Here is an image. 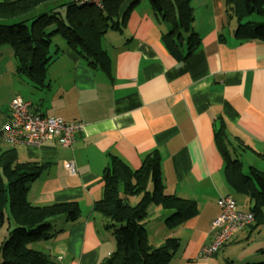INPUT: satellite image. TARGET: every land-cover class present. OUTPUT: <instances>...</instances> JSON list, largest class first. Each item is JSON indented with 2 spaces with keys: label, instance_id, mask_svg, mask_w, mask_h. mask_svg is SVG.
Returning <instances> with one entry per match:
<instances>
[{
  "label": "crops",
  "instance_id": "crops-1",
  "mask_svg": "<svg viewBox=\"0 0 264 264\" xmlns=\"http://www.w3.org/2000/svg\"><path fill=\"white\" fill-rule=\"evenodd\" d=\"M135 1L123 30L104 37L107 71L91 68L61 44L45 80L34 86L16 76L11 49H0V130L15 95L39 115L83 124L71 148L54 141L32 146L0 140V158L8 154L16 163L46 164L28 187V203L74 202L79 209L76 221L58 220L53 238L36 249L54 264H103L115 248L111 232L93 211L102 196L103 173L113 157L137 170L155 150L165 193L195 202L194 214L172 229L164 227L159 211L148 233L154 247L165 237L178 241L168 264L264 262L257 254L264 235H256L255 222L216 254L201 255L211 241L220 197L231 196L241 211L251 207L248 196L228 184L226 157L238 159L243 171H264V41L234 38L233 28L225 25V0H192L199 47L188 56L184 44L172 52L163 39L166 28L147 0L126 1L120 15ZM68 162L73 176L67 175ZM235 192L246 198L237 200Z\"/></svg>",
  "mask_w": 264,
  "mask_h": 264
},
{
  "label": "trees",
  "instance_id": "trees-1",
  "mask_svg": "<svg viewBox=\"0 0 264 264\" xmlns=\"http://www.w3.org/2000/svg\"><path fill=\"white\" fill-rule=\"evenodd\" d=\"M126 1L130 0H0V49H11L16 76L34 86L43 83L47 67L59 52L57 47L50 52L54 35L62 37L91 68L107 71L110 60L103 48L104 37L110 31L123 30L130 8L136 4L130 3L120 15ZM147 1L156 20L166 28L163 39L168 49L173 52L184 44L186 56L193 53L200 40L193 30L192 0ZM225 6V25L233 28L234 38L264 41V0H225ZM39 10L45 12L38 14ZM45 166L16 163L8 154L0 158V264H54L30 245L52 239L58 220L74 222L80 216L74 202L28 203V187ZM246 171L238 159L226 157L224 175L232 188L248 196L255 228L262 223L264 211V171L253 167ZM102 179V196L93 211L115 240L114 251L103 264H168L178 241L165 237L157 247L149 244L147 229L155 223L148 219L149 208H160L164 227L172 229L194 214L195 202L165 193L159 153H148L137 170L113 157ZM257 254L264 256V247Z\"/></svg>",
  "mask_w": 264,
  "mask_h": 264
},
{
  "label": "built area",
  "instance_id": "built-area-1",
  "mask_svg": "<svg viewBox=\"0 0 264 264\" xmlns=\"http://www.w3.org/2000/svg\"><path fill=\"white\" fill-rule=\"evenodd\" d=\"M92 1L99 3L100 0ZM82 131V123L41 116L32 111L29 102L15 95L9 102L7 121L0 130V140L10 145L32 146L54 141L61 147L71 148L75 138ZM66 172L68 176L76 174L72 162L66 164ZM216 204L219 214L211 224L210 243L201 249L203 257L216 254L233 240L235 233L254 223V215L250 211L239 210L236 201L231 196L220 197Z\"/></svg>",
  "mask_w": 264,
  "mask_h": 264
},
{
  "label": "rangeland",
  "instance_id": "rangeland-1",
  "mask_svg": "<svg viewBox=\"0 0 264 264\" xmlns=\"http://www.w3.org/2000/svg\"><path fill=\"white\" fill-rule=\"evenodd\" d=\"M45 11H43V10H39L38 11V14L39 13H44ZM59 11H55V13H58ZM60 14H62V12H60ZM255 19V18H254ZM52 28H49L48 30L50 31ZM51 41H52V43H51V49H50V52H51V54H53V51L55 50V48H56V46H60L61 44H65V41H64V39H62V37H60L59 35H54V36H52L51 37ZM104 41H105V39H104ZM103 44H104V42H103ZM244 171L245 172H247L246 171V169H244ZM234 191V190H233ZM233 195H234V197L237 199V198H239V197H242V196H244L245 197V195H243L242 193H237V192H235V193H233ZM246 198V197H245ZM238 200V199H237ZM240 206L241 205H243V206H241L242 208H244V209H246V206H245V204H239ZM161 212V209L160 208H158V207H156V206H150V208H149V212H148V219L150 220V221H155V223L153 224V226L152 227H150V228H148L147 230H148V233L149 234H151L152 232H153V229L155 228V224L159 221V219H160V216H159V213ZM263 218H264V213H263ZM258 231H257V233H256V231L254 232V233H256V235L257 234H259V235H261V236H263L264 235V224L262 225V223L258 226V229H257ZM252 240H253V238H251L250 240H249V242L247 243V245H251V242H252ZM38 243L39 242H37V243H33V245L31 244L30 245V248H31V246H32V248L35 250V251H39L38 249H36V247H39V245H38ZM260 261V260H259ZM258 263V262H257Z\"/></svg>",
  "mask_w": 264,
  "mask_h": 264
}]
</instances>
